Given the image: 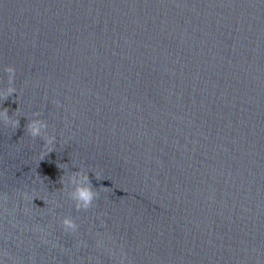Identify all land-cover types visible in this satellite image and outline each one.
<instances>
[{
  "label": "water",
  "instance_id": "water-1",
  "mask_svg": "<svg viewBox=\"0 0 264 264\" xmlns=\"http://www.w3.org/2000/svg\"><path fill=\"white\" fill-rule=\"evenodd\" d=\"M9 86L0 264H264V0H0Z\"/></svg>",
  "mask_w": 264,
  "mask_h": 264
},
{
  "label": "clouds",
  "instance_id": "clouds-1",
  "mask_svg": "<svg viewBox=\"0 0 264 264\" xmlns=\"http://www.w3.org/2000/svg\"><path fill=\"white\" fill-rule=\"evenodd\" d=\"M6 72L9 73V79L14 80L16 69L12 66H8L6 68ZM14 93H16L15 87H7L4 90H0V98H3L4 100H7L9 97H11ZM0 121L4 123L5 126H11L13 129H17L20 126L19 119H12L9 115V109L3 108L2 111H0ZM46 128L47 124L40 121L39 119H32L27 122L26 128L28 134L32 138L40 137L41 135V128ZM55 136H47L43 138L45 144L44 147L47 150V153L52 152L51 146L55 142ZM45 153H42L41 156L43 158V155ZM96 179H101V174L99 172L95 173ZM86 184L79 186L75 193L73 194V198L76 201V209L79 210H88L93 206L94 200L98 197L99 193L97 191H94L91 186V180L86 175L85 176ZM61 181L63 182V177L61 178ZM103 191H108L107 188H103ZM23 196V199L33 203V200L35 199L33 195H30L28 192H24L21 194ZM45 204L48 203L47 200H43ZM27 211V209H26ZM61 224L63 226V229L65 232L69 233H76L78 230V224L75 222V220L70 219L68 217H65L62 219ZM102 242H97V247L101 246Z\"/></svg>",
  "mask_w": 264,
  "mask_h": 264
}]
</instances>
